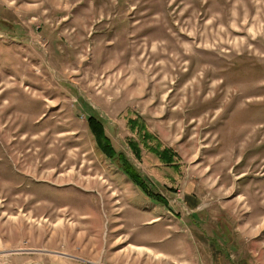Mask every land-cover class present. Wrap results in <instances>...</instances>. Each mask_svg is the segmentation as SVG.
Masks as SVG:
<instances>
[{
    "label": "rangeland",
    "instance_id": "obj_1",
    "mask_svg": "<svg viewBox=\"0 0 264 264\" xmlns=\"http://www.w3.org/2000/svg\"><path fill=\"white\" fill-rule=\"evenodd\" d=\"M13 1L0 0V264H213L231 226L233 258L264 264V0ZM93 116L122 159L98 148Z\"/></svg>",
    "mask_w": 264,
    "mask_h": 264
},
{
    "label": "trees",
    "instance_id": "obj_2",
    "mask_svg": "<svg viewBox=\"0 0 264 264\" xmlns=\"http://www.w3.org/2000/svg\"><path fill=\"white\" fill-rule=\"evenodd\" d=\"M141 122H143L142 118H139V119L136 118L134 120L132 118H129L128 126L132 127V129L135 132H137L138 137H142V141L148 147L151 141L150 138L153 136L152 134H150V132H148L147 126L144 127L143 123L140 126ZM89 125H90L91 133L95 139V142L98 148L104 153V155H106L110 159H113V158L122 159L123 158L122 153H119L117 149L113 146L112 140L110 139V137L108 136V133L104 129L102 120L97 118L96 116H93L90 118ZM136 151H137L138 156H140L141 154L140 150L137 149ZM153 154L155 155V157H157L162 162H167L166 163L167 166H171L173 162H175L174 161L175 154L173 153L171 148L170 149L169 148L160 149V145L158 144V147H154ZM178 166L179 165H175L173 166L172 169H175V172H176V170L179 169ZM124 170L126 171V173L130 175V171L133 170V166L127 162ZM139 181H141L139 185H141L142 192L146 195V197L154 200L155 202L159 204L167 205L166 199L161 194L154 192L152 189H150L148 187L147 182L144 180V178H141L139 176Z\"/></svg>",
    "mask_w": 264,
    "mask_h": 264
},
{
    "label": "crops",
    "instance_id": "obj_3",
    "mask_svg": "<svg viewBox=\"0 0 264 264\" xmlns=\"http://www.w3.org/2000/svg\"><path fill=\"white\" fill-rule=\"evenodd\" d=\"M38 1L39 0H34V2H38ZM13 2L17 3V0H15ZM40 2L41 1H39L38 3H40ZM29 3H32V2H29ZM191 184H196V183L191 182ZM198 197L199 196L195 192H192V191L186 192V197H185L186 200L185 201H188L189 204L195 205V201H198V202L200 201V198H198ZM198 208L199 207H197V209ZM197 209H194V210L187 209V210L188 211H192V212H196ZM199 210H197V211H199ZM198 213H200V212H198ZM200 215H202V214H200ZM218 220H221V219H218ZM222 220L224 221V223H226L229 226V224L226 222L227 220L225 218L222 219ZM230 229H231V232H232V239L227 241V244H226L225 247H222L219 244L218 245L216 244V246L215 245L211 246V251H212L211 252V257H212L213 264H228V263H232V264H252L251 261H249L248 259H245V258H240V259L233 258V254H236L237 250L240 249V240L242 238H239V236H237V231L239 230V228L235 229V227L231 226ZM235 237H237L238 239L235 238ZM235 244L237 246H239V248L237 250L233 249V245H235ZM130 246L136 248L137 250L142 249V247H144L142 245H134V244H130ZM181 246L183 248H187L188 247V245H187V247L185 246V241H182ZM228 246H230V247L228 248ZM235 259H237V260H235Z\"/></svg>",
    "mask_w": 264,
    "mask_h": 264
}]
</instances>
